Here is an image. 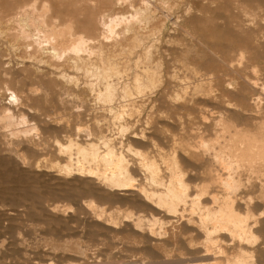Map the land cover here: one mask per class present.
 <instances>
[{"label": "bare ground", "instance_id": "bare-ground-1", "mask_svg": "<svg viewBox=\"0 0 264 264\" xmlns=\"http://www.w3.org/2000/svg\"><path fill=\"white\" fill-rule=\"evenodd\" d=\"M70 6L80 21L68 18L66 27L37 17L29 3L7 23L44 60L60 62H44L53 71L44 99L59 97L76 122L61 129L64 143L55 141L57 176L89 179L111 209L137 210L109 220L122 237L107 245L109 264H264L262 87L227 83L213 65L202 74L208 56L185 52L181 62L172 50L179 31L200 41L188 22L194 9L209 8L138 0L97 19L87 3ZM221 62L235 72L236 62ZM247 88L254 97L245 103ZM232 95L239 104L226 100Z\"/></svg>", "mask_w": 264, "mask_h": 264}, {"label": "rangeland", "instance_id": "rangeland-1", "mask_svg": "<svg viewBox=\"0 0 264 264\" xmlns=\"http://www.w3.org/2000/svg\"><path fill=\"white\" fill-rule=\"evenodd\" d=\"M115 1L0 0V264H109L107 245L122 238L107 225L109 220H116L119 214H138L131 204H116L111 209L99 199L103 189L95 190L97 186L89 179L57 176V164L63 162L57 158L55 141L64 143L61 129L75 121L70 105L63 107L59 97L44 99L43 82L53 72L47 65L60 62L49 57L44 60L20 39L18 28L7 23L8 16L28 3L35 5L37 17L47 15L48 24L65 27L70 24L68 18L80 21L71 2L87 3L89 9L100 12L97 19L102 14L128 12L131 3H138L125 0L115 7L110 4ZM194 1L209 12L194 9L188 22L190 33L199 42L182 31L173 35L172 50L177 58L183 62L206 55L211 61L198 67L202 74L213 65L227 83L245 85L244 79L259 83L264 105V0ZM221 61L236 62L235 72ZM245 92L248 103L254 93L249 88ZM226 100L240 103L235 95ZM113 255L120 256L119 252Z\"/></svg>", "mask_w": 264, "mask_h": 264}]
</instances>
